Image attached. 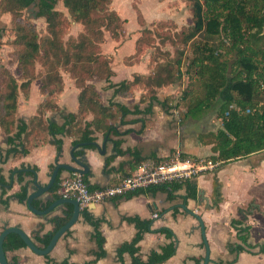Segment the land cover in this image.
I'll return each instance as SVG.
<instances>
[{
    "label": "trees",
    "instance_id": "trees-1",
    "mask_svg": "<svg viewBox=\"0 0 264 264\" xmlns=\"http://www.w3.org/2000/svg\"><path fill=\"white\" fill-rule=\"evenodd\" d=\"M59 1L0 0V16L6 12L11 14L9 29L0 28V44L9 42L15 47L13 57L19 69V75H15L6 64L0 63V125L7 133L10 145L5 154L0 148V160L3 155L8 158L28 154L34 145L46 140L48 134H65L75 129L80 137L74 140V144L85 141L87 146H92L95 129L104 127L115 131V126L108 119L119 113L123 117L132 110L120 102L103 103L92 82L94 79L109 81L115 95L129 96L136 88L142 89L141 101H151L146 112L151 111L153 102H159L160 89L170 84H177L181 89L175 94L177 96H168L163 105L168 104L170 108L183 106V116H198L208 109L217 108L222 125L216 133L214 153L209 158L225 162L264 149V0H190L192 24L187 28L172 33L164 31L171 22L168 18L142 27L135 42V52L126 59L137 61L147 49L153 48L149 62L151 70L117 83L110 79L114 74L113 59L112 55L103 51V43L107 31L117 40L125 34L126 19L111 7L112 0H61L68 14L57 7ZM32 7L37 8L35 18L45 19L44 30L39 29L35 21L25 14ZM136 11L139 23L145 25L141 8ZM70 22L80 23L83 29L76 36L64 39ZM8 31L11 35L7 42V39L3 40V32L7 35ZM157 38L159 43L156 45ZM167 41L174 46V51L164 49ZM186 58L188 63L184 69ZM63 71L80 88L79 109L69 112L66 121L58 124L47 121L45 114L48 110L59 108L58 95L64 90ZM37 79L41 81V90L45 94L38 114L29 121L18 119L19 96L23 93L27 97L32 82ZM134 111H140L139 105L134 106ZM89 113L94 115L91 121L85 120ZM80 123H84V127L78 126ZM57 143L58 150H61L63 140L58 139ZM144 160L143 157L137 158L138 163ZM35 170L37 167L34 170L15 168L12 179H7L0 170L2 195L8 192L15 180L22 182ZM83 177L88 182V174H83ZM28 186L29 183H25L16 193L22 202L28 200ZM189 186L190 195L196 196V187L191 183ZM99 187L90 184L91 189ZM158 187L162 186L151 188ZM58 188L59 179L50 191L53 194L51 199H40L39 202L36 198L33 204L46 208L60 197ZM145 190L130 191L127 196ZM2 200L8 202V198ZM73 210L74 205L68 203L64 216L52 218L55 227L50 234H32L42 247L49 244L55 231L69 220ZM82 213L96 227L99 249L96 251L97 258L88 263L93 264L105 254V237L99 228V221L94 219L87 207H83ZM140 227L141 231L132 242L118 249L120 256L129 252L132 264H160L175 254L176 242L172 240L143 260L138 254L137 244L143 232L150 229L149 222H142ZM156 231L173 237L168 228ZM240 238L245 242L247 235H240ZM22 246L27 244L20 234L11 232L5 237V251ZM240 246L238 250L244 249ZM61 263L69 264L68 260ZM9 264H19V261L14 258Z\"/></svg>",
    "mask_w": 264,
    "mask_h": 264
},
{
    "label": "crops",
    "instance_id": "crops-1",
    "mask_svg": "<svg viewBox=\"0 0 264 264\" xmlns=\"http://www.w3.org/2000/svg\"><path fill=\"white\" fill-rule=\"evenodd\" d=\"M10 19V12L1 15L0 28L8 27ZM126 33L127 27L120 39L106 36L103 43V51L112 55L114 74L110 79L114 83L133 79L136 74L149 73L151 70V52L146 51L137 61H127L126 57L135 52V42L140 34L130 37ZM5 37L3 32V40ZM126 46L129 49H125ZM7 47L6 43L0 44L1 63L15 74L5 59L4 50ZM92 82L100 92L103 103L120 102L132 112L123 117L119 113L108 119L115 126V131L104 127L95 129L92 146H87L88 142L76 146L78 143L74 144V140L80 137V133L72 129L65 134H48L46 140L34 145L28 154L11 155L8 158L3 155L0 170L7 179H12V170L15 168L34 170L37 167V170L22 182L15 180L4 195L0 184V233L5 227L19 226L42 246L32 234H50L55 227L52 218L64 216L68 203L58 205L46 215H39L29 209L27 202L20 201L16 193L25 183H29L28 191L31 193L36 188V175L40 184H47L57 163L77 165L72 150L78 159L87 164L88 182L100 187L116 184L123 176L133 173L139 164L138 157L162 161L178 153L195 158H209L214 153L216 133L222 125L217 108L208 109L198 116L185 117L183 106L170 108L168 104L163 105L168 96H177L175 94L179 92V85L162 87L158 92L159 102H153L151 111L146 112L151 101H141L142 89L136 88L132 95L120 96L114 94L109 81L94 79ZM79 92L75 80L64 72V90L57 99L59 108L48 110L45 119L63 124L69 112L78 111ZM44 98L41 81L34 80L30 94L26 97L21 93L19 96L18 119L29 121L37 115ZM135 105H139L140 111H134ZM93 117V113H89L85 120L91 121ZM78 126L84 127V123ZM58 139L63 140L61 150H58ZM9 146L8 135L0 125V148L3 154ZM74 172L61 168L57 177L59 183ZM189 182L196 187V196L190 195ZM151 187L143 188L146 190L138 194L127 196L126 193L91 203L87 207L94 219L99 221V228L105 237V254L93 264H132V255L124 252L120 256L118 249L132 242L141 231L142 222H149L150 228L143 232L137 244L138 254L143 260H147L152 251H160L173 240L176 242L175 254L160 264H204L207 247L199 216L204 221L210 246L209 264H264V149L222 161L216 170L198 177L155 189ZM52 197L53 194L47 192L38 201H48ZM2 198H8V202H3ZM154 213L158 215L154 216ZM160 228L170 229L173 237L157 232ZM95 232L96 227L86 220L81 211L78 220L50 253L39 254L27 245L8 250L6 254L9 261L16 258L19 264H62L65 260L69 264H88L97 258L96 251L99 249ZM243 234L247 235L245 242L240 238ZM240 245L244 249L238 250Z\"/></svg>",
    "mask_w": 264,
    "mask_h": 264
},
{
    "label": "built area",
    "instance_id": "built-area-1",
    "mask_svg": "<svg viewBox=\"0 0 264 264\" xmlns=\"http://www.w3.org/2000/svg\"><path fill=\"white\" fill-rule=\"evenodd\" d=\"M221 160L206 157H183L178 153L162 161L145 160L136 170L120 178L116 184L95 189L84 179L83 174L74 172L59 183L58 192L62 197L77 198L82 207L98 203L108 198L118 197L130 191L151 186H163L172 182H182L216 170ZM154 213V216H157Z\"/></svg>",
    "mask_w": 264,
    "mask_h": 264
},
{
    "label": "rangeland",
    "instance_id": "rangeland-1",
    "mask_svg": "<svg viewBox=\"0 0 264 264\" xmlns=\"http://www.w3.org/2000/svg\"><path fill=\"white\" fill-rule=\"evenodd\" d=\"M57 7L59 9H62L65 14H68V10L61 0L57 3ZM111 7L117 10L126 19L125 27H127L128 31L126 35H130V37L132 36V34H140L142 27L152 26L151 23L153 21H157L160 19H171V22L167 24L164 30L166 32L171 33L173 31H180L182 29H185L192 24V7L190 0H112ZM138 7L141 8L142 14L144 15V17H146L145 25L140 24L138 21V12L136 11ZM36 10L37 8L32 7L28 11H26L25 14L30 17L33 21H35V24L39 29L44 30L46 25L45 19L43 17L35 18L34 14ZM6 28L9 29V27H3V29ZM82 29L83 25H81L80 23L70 22V25H68L66 33L64 35V39L68 38L70 35L76 36L79 32L82 31ZM9 32L10 31H8L5 37V40L7 39V42L9 36L11 35V33ZM106 36H110L109 31H107ZM158 43L159 38L156 39V45ZM6 44H8V47L4 50L6 55V58H4L12 66L11 68L14 72H16L15 74L19 75V69L17 68V65H14L16 64L13 57V51L15 47L9 42ZM164 47V49H169L171 52L174 51V46L171 44L170 41H167ZM125 49H129V47L126 46ZM147 51L150 53L153 51V48H149V50L147 49ZM163 57L166 58V56ZM1 60L2 58L0 56V63ZM187 63L188 59L186 58L184 69L186 68ZM176 88H178V86H176ZM180 89L181 88H179V90Z\"/></svg>",
    "mask_w": 264,
    "mask_h": 264
},
{
    "label": "water",
    "instance_id": "water-1",
    "mask_svg": "<svg viewBox=\"0 0 264 264\" xmlns=\"http://www.w3.org/2000/svg\"><path fill=\"white\" fill-rule=\"evenodd\" d=\"M34 17H36V13L34 14ZM86 145L85 141L79 142L76 146H82ZM72 156L74 160L76 161L77 165H72L68 163H57L52 174L50 177V181L42 185L38 181V176L36 175L34 179V184L36 188L29 193L28 200H27V205L31 211H33L36 214L39 215H46L53 211L58 205L65 204V203H71L74 205V210L67 222H65L63 225H61L53 234L49 244L45 247H42L38 245L32 237H30L21 227L19 226H8L5 227L2 232L0 233V264H9V260L6 254V251L4 249V240L5 237L11 233V232H16L22 236V238L25 240L26 244L35 252L39 254H48L51 252V250L54 248L58 240L71 228V226L74 225V223L78 220L81 211H82V206L80 204V201L77 198H66V197H59L55 199L52 203L49 204L46 208H38L33 204V200L36 198H42L47 192H50L53 186L57 182V177L58 173L61 168L79 172L82 174H86L88 172V166L87 164L82 160L78 159L76 155L74 154V150H72ZM199 216V215H198ZM201 226H202V231H203V236L204 240L206 243L207 251H206V256L204 260V264H209L210 261V246L208 244V240L206 239V228L204 226V221L202 218L199 216Z\"/></svg>",
    "mask_w": 264,
    "mask_h": 264
}]
</instances>
